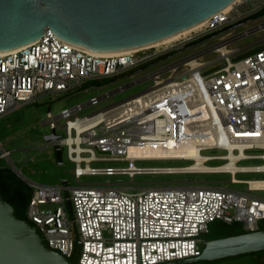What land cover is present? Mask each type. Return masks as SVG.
Returning a JSON list of instances; mask_svg holds the SVG:
<instances>
[{"label":"built area","instance_id":"1","mask_svg":"<svg viewBox=\"0 0 264 264\" xmlns=\"http://www.w3.org/2000/svg\"><path fill=\"white\" fill-rule=\"evenodd\" d=\"M230 6L177 40L120 53H94L62 39L49 27L38 39L0 52V117L47 95L101 86L103 79L155 67L129 84L59 113H53L50 104L45 122L57 137L48 140V146L55 151L60 146L62 152L66 148L79 181L83 175H129L133 182L72 187L31 183L26 218L40 227L52 248L80 264H160L201 256L202 235L216 220L239 222L246 231L264 229V185L253 182L264 178L237 177L264 173V36L246 45L250 47L245 51L244 46H230L242 35L264 30V22L214 44L216 51L222 44L229 47V52H220L221 60L204 61L198 51L172 60L186 50L187 43L245 23L264 7V0H237ZM147 79L152 80L148 88L81 115L86 107ZM194 144L206 155L204 162L223 160L217 164L221 166L235 160V167L178 172L177 166H137L135 161L196 159L131 152L132 147L160 151ZM214 149L223 152L203 153ZM4 157L10 158V150H2L0 158ZM243 160L263 161L239 164ZM103 161H128V165H91ZM147 173H229L231 177L137 185L135 175ZM225 182L247 186L228 187Z\"/></svg>","mask_w":264,"mask_h":264},{"label":"water","instance_id":"2","mask_svg":"<svg viewBox=\"0 0 264 264\" xmlns=\"http://www.w3.org/2000/svg\"><path fill=\"white\" fill-rule=\"evenodd\" d=\"M232 2L235 0H0V51L38 39L47 27L68 42L96 51L137 48L189 28ZM56 137L52 129L45 138ZM56 156L62 162V147H56ZM9 165L22 180L36 183L10 158ZM68 207L72 210L70 201ZM260 250H264V229L207 239L201 256L160 264L214 261ZM0 264L80 263L52 248L40 227L21 217L18 204L5 198L0 187Z\"/></svg>","mask_w":264,"mask_h":264},{"label":"rangeland","instance_id":"3","mask_svg":"<svg viewBox=\"0 0 264 264\" xmlns=\"http://www.w3.org/2000/svg\"><path fill=\"white\" fill-rule=\"evenodd\" d=\"M264 22V15L256 17L253 20L246 21L227 32H223L217 36L208 35L207 39L198 43L191 41L186 44L185 51L175 55L172 60H177L187 54L194 52L202 53L201 59L210 61L213 59H222L219 51H216L214 44L219 43L225 38H229L240 34L249 28ZM207 36V35H205ZM264 36V30L252 32L242 35L235 39L230 46L237 48L243 47L245 51L250 46H246L257 39ZM202 38V37H201ZM198 40V39H197ZM196 41V40H195ZM157 67V66H156ZM155 68V67H153ZM151 68V69H153ZM151 69L136 72L132 75L118 76L116 78H107L100 81L101 86H89L86 88L74 89L69 94L59 95L57 97L47 95L40 98L36 102L27 103L6 116L0 117V145L5 149L10 150V158L16 166L31 180L40 184L62 185L64 180L68 181V186H76L79 183H105V182H124L133 183L129 175H83L80 181L75 177L73 169L75 163L72 162L67 155V150L64 148L62 152V162L56 156L54 147L48 146V140L45 138L51 132L49 124L45 122L47 111L52 104L53 113H59L62 109L72 107L77 103L88 101L92 96H100L106 92L113 91L122 85L129 84L143 75L149 73ZM105 83V84H104ZM152 84L151 79L133 83L123 90L114 92L110 96L101 100L94 106H88L81 115L91 113L109 104L123 100L133 94H136ZM61 134V130H58ZM0 146V154L2 148ZM222 150H204L203 153H221ZM263 160H243L239 164L251 165L262 162ZM223 160H210L209 165L222 163ZM192 163L191 160L183 159H146L136 160L137 166H184ZM0 165L9 166V159L6 157L0 158ZM92 166H127L128 161H103L93 162ZM231 175L229 173H147L136 174L134 177L135 183L138 185H157L183 183L184 181H229ZM239 178H264V173H238ZM30 186L34 187L30 182L25 181ZM228 187L245 188L246 184H234L231 182L224 183ZM228 227L211 226L209 233L203 234V243L210 239L215 233L224 232ZM184 264H264V250L255 251L252 253L241 254L236 256L225 257L209 262L205 260L197 262H188Z\"/></svg>","mask_w":264,"mask_h":264},{"label":"bare ground","instance_id":"4","mask_svg":"<svg viewBox=\"0 0 264 264\" xmlns=\"http://www.w3.org/2000/svg\"><path fill=\"white\" fill-rule=\"evenodd\" d=\"M237 1V0H235ZM232 3H230L229 5H226V7H224L222 10L226 11V10H229L231 8L230 5H232ZM206 21L203 20L189 28H186L182 31H179L178 33L174 34V35H171L169 37H166V38H163L161 40H158L156 42H153V43H150V44H147L145 46H150V45H156V44H161V43H167V42H171V41H174V40H177L179 39L181 36H184V35H187L190 31L192 30H195L197 28H199L201 25L204 24V22ZM25 45V44H24ZM23 46V45H22ZM83 47V46H81ZM143 46H140V47H137V48H141ZM19 48V47H17ZM17 48H14V49H17ZM89 51H92L94 53H102V54H114V53H120V52H123V51H127V50H131V49H135V48H130V49H124V50H117V51H106V52H101V51H96V50H92V49H89V48H86V47H83ZM13 50V49H11ZM217 50L219 52H223V53H227L229 52V47L228 46H225V45H219V47L217 48ZM9 51V50H7ZM0 52H6V51H0ZM195 63V62H194ZM131 152H134L135 154H139L140 156H142L143 154L145 155H150V156H155V155H162V156H169V155H172V156H176V157H179V156H187V157H194L196 160L188 165H184V166H177L175 167V171H213V170H216V169H221L220 167L222 168H229V167H235V160H232L231 162L229 163H223V165L219 166V165H209L207 164L205 161V159H207L206 155L202 154L200 152V147L197 146V145H192V146H177V147H171V148H165L163 150H160L159 149H154V148H137V147H132L131 148ZM234 156V153L232 152L231 153V157ZM134 168V167H132ZM164 171V170H163ZM255 182V184L257 185H264V180H257V181H253Z\"/></svg>","mask_w":264,"mask_h":264},{"label":"trees","instance_id":"5","mask_svg":"<svg viewBox=\"0 0 264 264\" xmlns=\"http://www.w3.org/2000/svg\"><path fill=\"white\" fill-rule=\"evenodd\" d=\"M262 15H264V7L255 14L243 20V22L252 18L260 17ZM217 33L219 32H214L211 35H215ZM208 35L199 38L198 40L192 42L191 44L198 43L200 41L207 39V37H209ZM244 53L245 52H243V54ZM0 187L2 189L4 197L10 201L16 202L19 206L21 217L26 218V208L30 202L34 188L29 184H27L24 180H22L8 165L7 166L0 165ZM212 225H216V226L220 225L225 228L228 227V229H226L224 232L215 233L210 239H216V238L247 232L243 228L242 224L239 222L226 223L221 220H216L211 224V226Z\"/></svg>","mask_w":264,"mask_h":264},{"label":"crops","instance_id":"6","mask_svg":"<svg viewBox=\"0 0 264 264\" xmlns=\"http://www.w3.org/2000/svg\"><path fill=\"white\" fill-rule=\"evenodd\" d=\"M6 116V115H5Z\"/></svg>","mask_w":264,"mask_h":264},{"label":"flooded vegetation","instance_id":"7","mask_svg":"<svg viewBox=\"0 0 264 264\" xmlns=\"http://www.w3.org/2000/svg\"><path fill=\"white\" fill-rule=\"evenodd\" d=\"M56 152V151H55Z\"/></svg>","mask_w":264,"mask_h":264}]
</instances>
